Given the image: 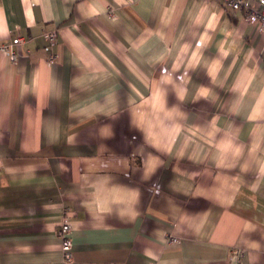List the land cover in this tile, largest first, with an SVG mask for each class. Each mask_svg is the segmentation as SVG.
<instances>
[{
    "label": "crops",
    "instance_id": "0c3cea01",
    "mask_svg": "<svg viewBox=\"0 0 264 264\" xmlns=\"http://www.w3.org/2000/svg\"><path fill=\"white\" fill-rule=\"evenodd\" d=\"M19 34L16 61L0 50V264H264V32L243 10L0 0V45Z\"/></svg>",
    "mask_w": 264,
    "mask_h": 264
},
{
    "label": "built area",
    "instance_id": "2783aa9c",
    "mask_svg": "<svg viewBox=\"0 0 264 264\" xmlns=\"http://www.w3.org/2000/svg\"><path fill=\"white\" fill-rule=\"evenodd\" d=\"M228 7L232 8L234 11L243 10L245 13L246 20L253 25L257 31L264 32V6L262 4L255 3H245L244 0H221ZM111 15L113 13L111 12ZM44 38L47 40L49 45H53L57 40L56 29L46 30L43 33ZM27 39L22 35H17L12 42L4 43L0 45V50L8 55L12 61L18 59L17 46L24 45ZM56 55L54 53L50 54V61H54ZM71 224L69 223V217H66L61 225L57 229L59 238L61 239V248L63 251L64 259L68 262L74 259L73 252V241L71 237ZM170 241L177 242L178 239L171 237ZM233 253L235 256H241V249H234Z\"/></svg>",
    "mask_w": 264,
    "mask_h": 264
}]
</instances>
